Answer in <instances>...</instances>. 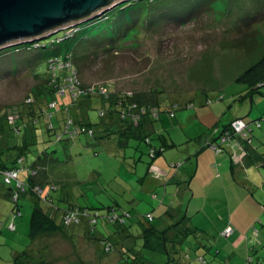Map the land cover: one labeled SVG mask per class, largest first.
I'll return each mask as SVG.
<instances>
[{
	"label": "rangeland",
	"instance_id": "1",
	"mask_svg": "<svg viewBox=\"0 0 264 264\" xmlns=\"http://www.w3.org/2000/svg\"><path fill=\"white\" fill-rule=\"evenodd\" d=\"M135 1L130 0L108 12L112 19L121 16L118 19L119 27H123L127 20L122 16L131 19L132 12L139 14L137 27L121 36L114 46L104 43L101 48L91 47L94 37L104 33L108 37L112 32V26H106L103 22L102 28L84 31L76 39L56 44L49 52H57L64 57L75 51L79 58L75 61L80 69L79 80L85 87L104 86L109 93L159 98L158 115L153 119L157 132L153 134L152 143L160 148L156 141L158 136L169 138L172 134L173 139H170L175 142V147L171 150L167 148L163 155L180 153L179 158L170 164L175 163L177 171L185 165L193 172L195 148H199L200 136L208 131L199 133L200 126L207 125L204 116L211 119L210 115L217 113L226 125L237 117L251 113L250 99L240 101L248 89L238 84L237 79L264 56V0H158L155 3L140 0V4L129 9L128 6ZM184 19L189 22L181 23ZM71 33H75V28ZM63 35L64 32H60L43 40L42 44H49L52 38ZM26 45L0 51V115L12 107L24 109L23 104L28 96L35 93L48 77L44 62L36 69L28 63H21L38 52H26ZM81 56L84 57L80 59ZM37 73L43 80L36 76ZM71 100L68 94L60 96L58 102L71 110L64 113L59 108L54 112L53 125L61 141L49 137L43 127L39 132V144L32 145L27 154L30 163L45 147L50 146L49 152L55 150L51 157L58 164L44 163L47 164L45 171L42 170L38 178L55 184L57 177H61L70 195L68 203L60 204L58 202L64 194L61 186L54 185V190H50V185H44V191L40 192L41 204L46 207L50 203L46 200H53L62 209L69 207V204L76 209L90 208L93 217L98 220L94 237L99 233L107 236L116 228L107 218L109 207L130 213L128 225L133 227L136 235L142 232L141 226H146V217L150 221L153 219V224L163 227L167 220L164 215L162 217V211L166 206L162 204L159 213L157 207L151 205L146 196L152 197L156 193L148 195L149 192L139 182V176L145 175L146 168L135 167V159L139 165L150 160L149 145L132 141L129 148L123 149L114 146V139L102 141L99 145L94 138L84 134L69 139L64 133V122L68 115H78V108L73 107ZM150 102L155 103L153 100ZM103 108L98 99H93L88 112L91 122L96 124L100 121V110ZM206 121H209L208 118ZM9 141L11 144L22 143L21 137L17 136ZM28 163L23 165L26 170L19 174L20 181L28 191L26 194L18 193L19 212L15 211V198H6V187L0 185V264H31V261L39 264L42 259L46 264H128L120 259L116 250L104 253L102 245H99L101 243L91 238L93 235L78 233V228H75V234H78L69 239L57 234L45 235L36 242L31 240L29 231L34 196L29 193L27 184ZM215 170L218 172V167ZM161 189L158 188V191ZM163 195L160 192L159 200ZM198 197L190 205L189 223L184 224L191 229L196 226L206 233L200 232L201 236L199 232L192 234L184 245L185 251L194 254L202 241L212 243L213 252L216 253L217 245L222 244L219 227L229 219L228 213L222 210L226 199L221 194ZM185 209L184 215L188 208ZM253 237L252 243L255 242L259 255L264 258V228L261 222L254 227ZM138 241L143 242L141 239ZM25 252L29 253V258ZM142 256L151 261H162L163 258L150 251ZM212 259L214 255H206L207 264H212Z\"/></svg>",
	"mask_w": 264,
	"mask_h": 264
},
{
	"label": "trees",
	"instance_id": "2",
	"mask_svg": "<svg viewBox=\"0 0 264 264\" xmlns=\"http://www.w3.org/2000/svg\"><path fill=\"white\" fill-rule=\"evenodd\" d=\"M156 1L158 0L149 2L155 3ZM132 3L134 5L130 4L128 6L129 9L136 4H140L141 2L135 1ZM124 11L125 10H123V13ZM133 13L134 12L131 13V19L133 20L126 17L125 15L122 16L127 19L126 22H124L125 24L123 27H119L118 25V19H120L121 16H117L116 19H112L107 13L105 15L106 17H100V20H96L85 25L80 24L81 26L79 25L78 28L75 27V33L71 38H66V33H64L63 36L52 38L49 44L43 45L42 40L28 43L25 46L26 52L32 50H38V52L32 57L28 56V58L23 59L25 61H21V63H28V65L36 69L44 62L46 65L44 69L47 71L48 77L44 79L43 85L40 86L35 93H32L28 96L27 100L23 104L24 109L12 107L6 109L5 112L0 115V185L2 187H6V192L4 194L6 198H15V211L19 212L18 200L20 196L18 193L26 194L28 192L26 185L20 181L19 174L23 170H26L23 169V165L28 163L27 154L30 152V147L35 143H38L40 129L45 128L46 134L49 137H55L57 140L61 138L57 133V129L53 125L54 112L61 108L62 112L68 113L71 108H67L65 105H61L58 102L60 96H65L68 94L72 99L71 103L74 105L73 107L77 106L78 108V115L76 117L68 115V118L64 122V133L69 136V139H74L79 135L84 134L89 138H94L95 143L99 145H101L100 143H102V141H113L112 139H114L116 140V142L113 141L114 146L116 145V147L123 149L129 148L132 141L137 144L145 143L151 146V149L149 150V156L151 158H155L157 155L163 154L167 149V147L164 145H161L160 148L154 147L152 145L151 136L145 133L143 130L147 122L154 121L152 113L155 110L158 112L160 105L159 98L148 99L146 95L141 94L109 93L106 89L107 87L104 86L99 88L85 87L80 83L79 80L80 69L78 64H75V61L79 58H77L78 56L76 57L75 51L68 53L64 57L59 56L57 52L56 54L49 52L50 48L56 46V44L61 45L67 40L76 39L80 33L84 31H93L94 28H99L103 22H105L106 26H112V32L110 35H108V37L107 34L105 35V33L103 35L94 37L91 47L93 49L99 47L101 48L104 47V43H108L107 46H114L116 44L115 42H118V40L121 39V36L126 35L129 31L137 27L139 14ZM187 21L188 20L184 19L181 21V23H187ZM170 22L171 21H168L167 23ZM60 38H63L64 40L63 42L58 43L57 39ZM40 51H42V53H40ZM89 55L90 54L86 56V59ZM82 57L84 56H81L80 59H82ZM74 72L77 74H74ZM36 76L41 77L38 73ZM237 83L245 86L248 89L246 94L248 96L252 97L257 93H260L259 90L264 85V56L256 64L249 67L240 77H238ZM245 97L246 96L242 97L240 101H243ZM49 98H51V100H49ZM93 99H98L102 103L103 107H105V109L103 108L100 110V121L96 124L91 122L88 116L89 109L93 104ZM151 100L155 101V103L150 102ZM9 110L11 111L8 113ZM240 120L247 124V129H245L243 133L235 132L232 127L233 122ZM233 122L224 126L221 129L217 140L207 144V147L210 148V144H214L216 141L218 142L220 139L226 136V133H229V142H232V140H241L247 146H251L254 140L252 132L255 129L258 130L264 127V116L251 121H246L244 118H237ZM70 130H74V132L77 134L71 135ZM14 136L21 137L22 143H20V145L17 143L11 144L9 140ZM227 145L228 142L223 147H221L222 151L220 153L224 152ZM49 149L50 146H47L42 152L39 151L38 154L35 155L36 157L31 160L30 163H28L27 167L29 173L27 180V184L30 188L29 193L34 196V206L31 214L29 231L31 240L36 242L45 237V235H55L57 233L68 236V229L75 227L76 225H80V223L83 221H87V233L90 236L93 235L94 237V234L97 230L98 220L97 218L93 217L90 208L76 209L73 207L74 205L69 204V207L62 209L60 205H55L53 200H46V202H50L49 204H46V207L41 204L40 196L42 195L40 192L44 191L43 186L50 185V190H54L53 186L56 185L49 181H41L38 178V174L42 170L45 171V165L47 164L44 163L49 162L51 165L53 163L58 164L56 159L51 157V155L54 156L56 151L52 150L49 152ZM210 149L215 152L213 148ZM137 150H139L138 146ZM8 172H16L18 174V181L21 183V187L18 188L19 183L17 181L8 180L6 177V173ZM61 187L63 188V186ZM68 201L69 198L67 199L65 196H63L58 203H68ZM108 211L110 214L107 216V218L112 225H115V227L118 228V230L122 231L130 227V225H128V219L131 217L129 215L130 213H124L115 207H109ZM146 219L148 223H152L154 221L153 219L150 221L149 217H146ZM94 220H96V222L93 223ZM229 227L233 228L232 226ZM153 230V227L145 230L142 237L145 239L146 243L143 242L140 251L137 250V255L135 256L136 258H131V260L126 259V263L135 264L141 259L139 258V253L144 250L147 244L152 242V235L155 234ZM197 232H199V236L202 235L198 229H187L184 234L182 233V239L179 243H175L174 247V254L176 255V253H179L180 256L178 257L176 255L175 259H173L174 254L166 251L167 255L169 256V262L167 264L208 263L205 256L195 255V253L192 254L185 251V243L192 234L195 235ZM148 233H150V235H147ZM112 234V232L111 234H107V236L101 234L104 236L101 239L95 236V238H97V240L101 243L104 253H107L114 248ZM222 237L225 236L222 235ZM165 239L166 236L165 233H163L162 240ZM254 244L255 242L251 245H248L246 257L243 259L244 264H260L262 261L264 262V258L258 253L259 248H257ZM24 254L27 256V258H29L30 255L28 252H25ZM182 254L183 256L181 257ZM31 264H37V262L32 263L31 261ZM39 264H46V262L42 259V261H39Z\"/></svg>",
	"mask_w": 264,
	"mask_h": 264
},
{
	"label": "crops",
	"instance_id": "3",
	"mask_svg": "<svg viewBox=\"0 0 264 264\" xmlns=\"http://www.w3.org/2000/svg\"><path fill=\"white\" fill-rule=\"evenodd\" d=\"M259 91L260 93L252 97L246 95L247 93L245 94L246 97L243 101L250 99L251 113H248L244 117L237 118H244L246 121H251L264 116V85ZM210 116L211 119L205 115L203 120L207 125L200 126V134L205 130L208 131L200 136L202 139L201 143L198 145L199 148H195L196 152L195 155H193V158H195V162L193 161L195 168L193 172L191 171L192 169L185 168V165L177 171L178 169L175 167V163L170 164V162L179 158L180 153L172 156L170 154H160L155 158H150L149 161L143 162L142 165L136 164L137 161L135 159L136 169L137 167L142 169L143 166L146 168L145 175L143 177L139 176V182L143 184L144 189L149 192L148 195L153 192L156 193L153 194L152 197L146 196V198H148L151 205L157 207L158 212L162 204L166 206V209L162 211V217L164 215V219L167 221L163 227H159V225H155L153 222H146V226H141L142 232L138 235L133 233L132 226L122 231L118 230L117 227L114 228L112 232L114 248L109 252H114L116 250L122 260L136 258L137 250L140 251L143 242L146 243L142 235L146 229L153 227L155 234L152 235V242L147 244L145 247L146 249L144 248V250L139 253V258L141 259L135 264L160 263L161 259L159 261H151V259L144 258L142 255L146 251L152 252L153 255L163 257L160 264H167L169 262V256L166 251L174 254L175 243H179L184 232L187 229H191L185 224L189 223V209L194 199L197 196L201 198L202 195L216 197L217 194H221L223 198L225 197L226 199L224 205H222V210L228 213L229 219L225 225L219 227L221 231L218 232H223L229 226H232L235 232L232 236L227 238L221 236L220 239H222V244L217 245L216 253L213 252L214 247L212 243L200 241L199 249L195 251V255H203L205 258L206 255H211L212 257L214 255V259L211 261L212 264H244L243 259L246 257L247 247L253 244L252 240L254 237L252 238V231L254 227L261 222V226L264 228V127L253 130L252 134L254 140L251 146H247L241 140H232V142H228L223 153L216 154L207 147V144L217 140L221 129L227 124L224 125V121H221L222 117H219L217 113ZM196 117H198V114H196ZM207 118L209 120L208 122L206 121ZM222 122L223 124H221ZM143 130L151 136L153 141V134L157 132L154 121L147 122ZM172 137V134L169 138L164 135H159L156 141H158L160 145H164L171 150L175 147V142L170 139ZM153 146L155 147V145ZM150 149L151 146H149V150ZM216 167H218V172L215 170ZM57 178L55 184L63 186V188L61 187L64 193L63 196L68 199L70 195L68 189L65 187L66 183L64 179L59 176ZM158 188L162 189L158 191ZM160 192L164 194L161 200H159ZM258 193L260 194L259 197L256 196ZM155 200L159 201L160 204ZM186 207L188 210L184 215ZM87 227V221H83L80 225L69 228L68 236L57 234L69 239L72 235L76 236L80 232L86 234L88 232ZM75 228L79 229L77 234H75ZM192 229L198 228L193 226ZM198 230L202 232V234L206 233L203 230ZM163 233H165V240L167 242L162 240ZM101 234L102 233H99V235H97L100 239L104 237ZM214 234L212 236H215ZM255 234L256 238L258 232ZM147 235H150V233ZM91 238L99 242L97 238ZM138 239H141L143 242L140 243ZM99 245L101 246V244ZM201 250L202 252L200 253ZM176 255L178 257L180 256L179 253H176ZM176 255H173V259H175ZM182 256L183 254L181 257Z\"/></svg>",
	"mask_w": 264,
	"mask_h": 264
},
{
	"label": "water",
	"instance_id": "4",
	"mask_svg": "<svg viewBox=\"0 0 264 264\" xmlns=\"http://www.w3.org/2000/svg\"><path fill=\"white\" fill-rule=\"evenodd\" d=\"M130 0H0V51L42 41Z\"/></svg>",
	"mask_w": 264,
	"mask_h": 264
},
{
	"label": "built area",
	"instance_id": "5",
	"mask_svg": "<svg viewBox=\"0 0 264 264\" xmlns=\"http://www.w3.org/2000/svg\"><path fill=\"white\" fill-rule=\"evenodd\" d=\"M136 1H140V0H136ZM144 1H150L151 2V1H154V0H144ZM73 30H74V28L73 29H69L66 32H64V33H66L65 34V37L66 38H71L73 36V34H74V33H71ZM69 33H71V34H69ZM65 37H63V38H65ZM63 38L57 39V42L58 43L63 42V40H64ZM74 74H77V73L74 72ZM67 81H68V79H67ZM156 111L157 110L153 111V113H152V116L154 118L157 117V115H158V112H156ZM232 127H233V129H234L235 132H237V133H243V131H245V129H247V124L240 120V121L233 122ZM70 131H71V135L77 134L76 132H74V130H70ZM228 136H229V133H226V136H224L220 140L218 139L219 140L218 142L216 141V142H214V144L213 143L210 144L209 147L210 148H213L216 153H220L222 151V148L221 147H223L227 142H229V137ZM6 177L8 178L9 181L10 180H15V181H17L19 183V181H18V174L16 172H8V173H6ZM19 187H21V183L18 184V188ZM111 218H115V217H111ZM94 222H96V220H94L93 223ZM233 234H234V229L231 228V227H228L222 233V235L225 236V237H230Z\"/></svg>",
	"mask_w": 264,
	"mask_h": 264
},
{
	"label": "bare ground",
	"instance_id": "6",
	"mask_svg": "<svg viewBox=\"0 0 264 264\" xmlns=\"http://www.w3.org/2000/svg\"><path fill=\"white\" fill-rule=\"evenodd\" d=\"M117 7H118V6L114 7L113 9H115V8H117ZM113 9H112V10H113ZM112 10H111V11H112ZM109 12H110V11H109ZM107 13H108V12H107ZM105 14H106V13H105ZM105 14H104V15H105Z\"/></svg>",
	"mask_w": 264,
	"mask_h": 264
}]
</instances>
